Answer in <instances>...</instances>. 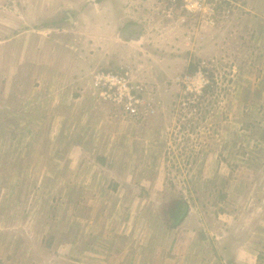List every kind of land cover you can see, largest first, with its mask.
<instances>
[{"label":"rangeland","instance_id":"1","mask_svg":"<svg viewBox=\"0 0 264 264\" xmlns=\"http://www.w3.org/2000/svg\"><path fill=\"white\" fill-rule=\"evenodd\" d=\"M198 8L0 0V264H264V0Z\"/></svg>","mask_w":264,"mask_h":264},{"label":"trees","instance_id":"2","mask_svg":"<svg viewBox=\"0 0 264 264\" xmlns=\"http://www.w3.org/2000/svg\"><path fill=\"white\" fill-rule=\"evenodd\" d=\"M189 67H190V69H189L190 72H194V71H196V70L199 69L198 63H196V62L190 63V66ZM209 81L210 82H208V83H212V80H209ZM208 83L203 86L202 93L199 96H197V98L199 100L202 99V98H204V96H205V94H206V92L208 90V87L210 85ZM197 104L199 105L200 102H197ZM174 206H175V208L173 209V211L171 213L172 214V218H174V220L179 223L182 220V218L184 217V214L186 213V207H187V205L185 203V207L183 208L182 205H180L179 202H175V205Z\"/></svg>","mask_w":264,"mask_h":264},{"label":"built area","instance_id":"3","mask_svg":"<svg viewBox=\"0 0 264 264\" xmlns=\"http://www.w3.org/2000/svg\"><path fill=\"white\" fill-rule=\"evenodd\" d=\"M183 2H184V7H186V9L193 11L199 9L198 7L206 3V0H183Z\"/></svg>","mask_w":264,"mask_h":264},{"label":"water","instance_id":"4","mask_svg":"<svg viewBox=\"0 0 264 264\" xmlns=\"http://www.w3.org/2000/svg\"><path fill=\"white\" fill-rule=\"evenodd\" d=\"M140 29H141V27H140L139 24H132L131 26H129V27L127 28L126 32H127L128 34H129V32H131V33H132L131 38L137 40V39H139L140 36H141V34H140ZM134 30H137V32L135 33Z\"/></svg>","mask_w":264,"mask_h":264}]
</instances>
